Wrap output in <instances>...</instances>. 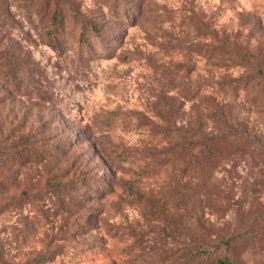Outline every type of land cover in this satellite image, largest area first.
<instances>
[{"label": "rangeland", "instance_id": "rangeland-1", "mask_svg": "<svg viewBox=\"0 0 264 264\" xmlns=\"http://www.w3.org/2000/svg\"><path fill=\"white\" fill-rule=\"evenodd\" d=\"M66 1L0 0V146L36 157L0 156V264H264V0ZM219 119L222 157L167 155Z\"/></svg>", "mask_w": 264, "mask_h": 264}, {"label": "trees", "instance_id": "trees-1", "mask_svg": "<svg viewBox=\"0 0 264 264\" xmlns=\"http://www.w3.org/2000/svg\"><path fill=\"white\" fill-rule=\"evenodd\" d=\"M66 0H43V6L41 7L44 11H49L50 9H53V18H54V24L57 25V22L59 20V14L62 16L63 7L66 5ZM128 12V11H125ZM128 17L130 18V15L128 13ZM94 31H98L96 27H93ZM55 30H52L51 33L53 34ZM81 39H83V35L81 36ZM236 53L229 50H215L213 49L211 51L210 57L212 59H215L216 62H224L225 60H231V61H239L241 57L238 55H235ZM245 58V56H243ZM13 57H5L3 54H0V61H2V64L5 65V67H10L11 65H14L16 61L13 60ZM16 68V67H15ZM11 75L16 74L14 69H11L10 71ZM256 78L262 79L264 78V73L260 70H258L257 74L255 75ZM253 81V79H252ZM254 85L256 88H258L259 91L263 90L264 81L258 80L256 81L254 79ZM179 111V107L177 108ZM163 120L171 125V120L168 119L166 116H163ZM219 126L221 127V124L223 127H221L224 130H220L219 134H207L203 130L204 128V121L200 120L194 123V125H189L187 128H179L176 129V134L174 132H171L172 139L170 140V147L167 148L165 151L169 157H176L179 155H185L188 153L187 150H198V155L201 156L202 159L205 160H216L223 156V151L227 152L228 147L226 146L227 143L230 142V139L234 138V136L238 133V129L231 124H228L226 120L219 119L218 120ZM227 130V131H225ZM170 129H166V132L169 133ZM170 134V136H171ZM175 134V137H174ZM3 142V141H2ZM5 142V139H4ZM28 146H31V140L29 139V136L21 137L18 141H14L9 145L8 147L1 145L0 146V156H10L13 160H19L21 163H29L32 162L31 160H35L33 157L35 154H33V151L28 150ZM22 147V149H21ZM173 147V148H172ZM18 149V150H17ZM17 150V151H16ZM59 176H53V180L56 179ZM59 179V178H57ZM56 179V180H57ZM60 184L56 182L55 184H49L50 188H58ZM62 186V185H61ZM141 193H137L138 196H140ZM49 258L46 256H43L41 259L37 260V264H45L48 262ZM192 262L195 264H237L234 259L226 257L219 260H216L215 262H210L209 258L203 254H200L196 252V254L192 257Z\"/></svg>", "mask_w": 264, "mask_h": 264}]
</instances>
